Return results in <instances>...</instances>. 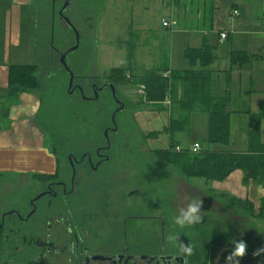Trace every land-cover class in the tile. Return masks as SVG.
<instances>
[{
	"label": "rangeland",
	"instance_id": "374dc122",
	"mask_svg": "<svg viewBox=\"0 0 264 264\" xmlns=\"http://www.w3.org/2000/svg\"><path fill=\"white\" fill-rule=\"evenodd\" d=\"M38 1L47 6L37 15L38 17L36 16L38 23L42 21L50 23L49 9L53 13L51 14L53 26L51 30L49 26L47 34L52 38V47L58 55L59 66L56 68V76L52 78L45 77L47 70L41 74H34L37 79H40L38 89L42 86L44 90L41 94L44 103L40 116L36 119L38 123L36 125L45 132L46 142L56 148L60 162L64 163L67 154L79 155L85 151H93L105 147L109 141L111 145L107 153L111 157L107 164L109 169L106 166L103 170L115 174L116 185L110 197L113 204L119 203V206H113V212L115 210L122 213L139 211L146 218L149 216H155L156 219L163 218L166 238L171 240L167 242L168 245H171L172 240L178 237L177 240L175 239L177 245L187 246L190 243L193 250L197 248L193 258L198 259H194L192 264H199L200 259L206 262L203 257L208 247L213 249V258L218 257L217 260L224 258L223 254L216 253L217 256L214 254L215 250H219L217 245L223 241L218 236L219 222L216 220V215L220 213L226 212L233 215L235 212L240 213L241 229L236 228L239 234L236 231L238 235L235 239L250 244L253 238L248 225L250 226L251 222L249 219L244 221L245 215L252 217L250 205L244 201L239 206L225 200L227 208L223 211L216 197H207L199 192L201 189L208 195L212 182H205L204 179H187L182 171L159 155L157 150L167 148L168 144L169 133L164 130L170 117L167 111L170 105L163 104L161 107H155L146 102V94L143 96L138 92L140 85H143L140 79L150 73L145 71L148 65H144L136 72L129 70L133 56L137 54L133 45L135 40L129 37L136 34L142 35V32H137L138 24H142L141 26L148 31V46L152 48V45H155L154 39L164 43L162 49L165 50L167 58H170L173 52V66L178 68L183 36L173 39L174 36L171 37L166 30L159 32L155 17L146 10H141L132 18L129 9L121 6L119 0H110L113 9L112 21L109 16L106 18L108 15L106 11L109 9L108 0H71L70 7L63 14L71 24L62 19L60 14L66 0ZM92 7L94 9L90 13L89 9ZM132 20H134L133 23ZM75 47L77 48L73 50ZM40 50L45 55H54L46 45H43ZM147 50L151 49L146 48ZM63 53H68L66 61L73 78L61 64ZM132 64L138 65L135 61ZM116 68L127 69V76L118 77L119 83L114 79L117 76L112 75ZM106 83L114 86L116 97L124 103L123 107H120V103L117 102L112 88H107L98 95L94 93V86L103 88ZM192 115L198 120L205 118V113L201 111H196ZM242 129L244 128L240 124L233 121L231 135L236 145L231 146V149L238 150L244 145L241 140L244 137ZM189 130L174 136L181 148L191 149L196 139L201 140L204 147H209L202 134L201 122L193 127L189 125ZM214 146L221 149L228 147ZM27 177L21 179L6 176L0 182L1 214L4 210L11 211L18 203H21V207L25 210L29 208L28 201L39 190L35 184L33 187L29 186L36 181ZM121 178L124 179L125 185H121ZM189 187L196 188L198 191L190 192ZM134 190H140L141 193L131 195ZM97 198L98 195L93 200V205L89 207L90 211L95 210L94 204ZM194 202H199L201 205L203 216L201 224L183 228L175 225L174 217L179 210ZM82 210L83 208H80V213ZM206 215H210V220L206 218ZM151 226L152 221H145V233L151 234L149 230H154L157 234L160 224L156 222L154 228ZM203 229L207 230V239L205 235L202 239ZM220 232L222 233V230ZM206 241H208L207 245ZM260 241L257 244L258 247H264V241H261L262 243ZM34 256L35 253L16 252L6 245L0 260L5 264H35ZM259 256L264 257V253ZM260 259L264 261V258Z\"/></svg>",
	"mask_w": 264,
	"mask_h": 264
},
{
	"label": "crops",
	"instance_id": "0c3cea01",
	"mask_svg": "<svg viewBox=\"0 0 264 264\" xmlns=\"http://www.w3.org/2000/svg\"><path fill=\"white\" fill-rule=\"evenodd\" d=\"M119 1L121 6L129 9L132 18L141 10H146L155 17L159 32L166 30L171 37L174 36L173 39L181 36L184 38L178 68L173 66V52L170 58H167L165 50L162 49L164 43L154 39L155 45H152V48L148 46V31L141 26L142 24H138L137 32H142V35L136 34L129 37L135 40L134 51H137L129 70L136 72L144 65H148L145 71L164 69L171 72L185 71L190 67L186 55L189 50L207 48L208 51H212L214 63L206 69L211 75L210 93L214 98L226 97L230 100L228 106V110L231 111L230 142L228 143L230 145L221 149L207 143V115L199 120L191 115L190 126L193 127L201 122L202 134L209 147H204L202 141L198 139L194 144L199 143L202 151L245 154L248 149L251 116L264 111V0ZM108 5L106 18L109 16L112 21V1L108 0ZM44 8L47 6L38 0H0V182L6 176L25 179L27 176L31 178L33 175L51 174L58 167L59 157L56 148L46 142L45 132L36 125L38 124L36 119L40 116L44 103L41 96L44 91L42 86L35 90L15 92L12 91L9 82L10 71L14 67H34L35 74H41L47 70L45 77L48 78L57 74L58 55L52 47L51 36L47 34L49 26L50 30L53 26L52 10L48 7L50 23L37 21V15ZM93 9V7L90 8L89 12L92 13ZM234 10L238 11L239 15L231 22L228 17ZM163 21L172 24L170 27H164ZM222 33L227 35L225 40L221 39ZM43 45H46L54 55L43 54L40 50ZM172 46L171 44V51ZM146 48L151 50L146 51ZM240 52L246 53L248 57H244L241 64H234L232 58L235 53ZM134 61L138 64L137 66L132 64ZM37 80L40 81V79ZM233 121L246 129L241 130L244 136L241 140L244 145L238 150L231 149V146L236 145L231 135ZM261 131V141L264 144V120L261 122ZM204 181L210 182L205 179ZM193 190L198 191L196 188L189 187L190 192H194ZM199 192L207 197H216L223 211L227 208L225 200L239 206L245 201L253 206L254 212L251 211L253 209L250 210L252 217L245 215L246 218H244V221L249 219L251 222L250 226L247 225L253 239L250 244H246V253L240 258V264H264V261L260 259L264 258L263 256L253 255L260 249L258 242L264 241V220L256 216L261 201L264 200V184L253 181L246 183L242 171L236 170L225 181L212 182L208 195L201 189ZM7 211L4 210L3 213ZM239 215L240 213L236 212L234 215L226 212L216 215V220L219 222L218 236L223 241L217 245L219 250H215L214 254H223L224 258L219 260H217L218 257L213 258V249L208 247L205 249L204 256L206 262L200 261L199 264H225V257L231 252L229 240L239 234V230H236L241 223L242 216ZM207 217L209 218L210 215H206ZM204 235L207 239V230L203 229L202 239ZM207 244L208 241H206ZM196 249L189 256V264H192L194 259H198L193 258Z\"/></svg>",
	"mask_w": 264,
	"mask_h": 264
},
{
	"label": "flooded vegetation",
	"instance_id": "af4514ba",
	"mask_svg": "<svg viewBox=\"0 0 264 264\" xmlns=\"http://www.w3.org/2000/svg\"><path fill=\"white\" fill-rule=\"evenodd\" d=\"M112 87L94 86V93ZM107 142L93 151L67 154L54 173L31 177L36 182L29 186L35 184L39 191L28 201L29 208L18 203L0 217V257L9 245L16 252L35 253V264H189L175 238L168 245L163 218L113 212L119 203L114 205L110 197L115 174L103 170L111 159ZM123 180L121 185L126 184ZM140 193L134 190L131 195ZM96 194L95 210L90 211ZM145 221H152L151 228L160 224L157 234L145 233Z\"/></svg>",
	"mask_w": 264,
	"mask_h": 264
},
{
	"label": "trees",
	"instance_id": "16d2710c",
	"mask_svg": "<svg viewBox=\"0 0 264 264\" xmlns=\"http://www.w3.org/2000/svg\"><path fill=\"white\" fill-rule=\"evenodd\" d=\"M186 55L190 68L185 71H170L171 75L167 78L164 77V73L168 72V69H164L151 71L147 76L140 77V83L146 87L147 103L161 107L168 97L171 100L170 109H167L170 117L164 130L169 133L168 144L167 148L157 150L159 155L168 163L175 165L187 179L223 182L234 171L239 170L244 174L246 183L253 181L264 184V144L261 141L264 111L251 116L248 149L245 154L208 151L194 154L188 148H184L181 152L176 151L180 143L174 136L189 130L191 115L196 111L207 115L209 144L227 146L230 142L231 111L228 110L230 100L226 97L214 98L210 93L211 75L206 69L214 61L212 51H208L207 48L189 50ZM244 57H248L244 52L235 53L232 61L239 65ZM126 73L127 69L116 68L112 75L117 76L114 79L119 83L118 77L127 76ZM34 74V67H14L10 71L9 79L12 91L37 89L39 81ZM251 209L253 206L250 207ZM251 211L254 212V209ZM256 216L264 220V200L261 201ZM200 261L202 262L203 259Z\"/></svg>",
	"mask_w": 264,
	"mask_h": 264
},
{
	"label": "clouds",
	"instance_id": "9594fccd",
	"mask_svg": "<svg viewBox=\"0 0 264 264\" xmlns=\"http://www.w3.org/2000/svg\"><path fill=\"white\" fill-rule=\"evenodd\" d=\"M202 217L200 203H189L186 207L179 210L178 214L174 217V223L181 228L185 226L191 227L201 224ZM177 238L178 237L175 239L177 240ZM178 245L180 251L185 256H190L192 254L193 249L190 243L187 246L183 244ZM229 245H231V252L225 257V264H240V258L246 253V243L243 240H236L233 238L230 240ZM261 253H264V247L258 249L253 255L258 256Z\"/></svg>",
	"mask_w": 264,
	"mask_h": 264
},
{
	"label": "built area",
	"instance_id": "2783aa9c",
	"mask_svg": "<svg viewBox=\"0 0 264 264\" xmlns=\"http://www.w3.org/2000/svg\"><path fill=\"white\" fill-rule=\"evenodd\" d=\"M239 15V12L238 11H236V10H234L233 11V13L228 17V20L229 21H231V22H233L235 19H236V17ZM171 22H168V21H163V26L164 27H170L171 26ZM221 39L222 40H225L226 38H227V35H226V33H222L221 35ZM170 75H171V73L168 71V72H165L164 73V77H170ZM138 92L140 93V95H145L146 94V87L144 86V85H140V87L138 88ZM170 98L168 97L166 100H165V102H164V104H166V105H170L171 103H170ZM184 148H181L180 146H177L176 147V151L177 152H181L182 150H183ZM191 150V152L192 153H194V154H198V153H200V151H202L201 150V146H200V144L199 143H195V144H193V146H192V148L190 149Z\"/></svg>",
	"mask_w": 264,
	"mask_h": 264
},
{
	"label": "water",
	"instance_id": "95a60500",
	"mask_svg": "<svg viewBox=\"0 0 264 264\" xmlns=\"http://www.w3.org/2000/svg\"><path fill=\"white\" fill-rule=\"evenodd\" d=\"M71 0H66L65 1V5L63 7V9L60 11V14H61V17L62 19H65L67 21V23L71 24L70 20L67 19V17L64 14V11L69 7L70 5V2ZM65 16V17H64ZM78 36V34H77ZM79 38V37H78ZM77 47H75L73 50H75ZM67 56H68V53H64L61 55L62 59H61V64L66 68V70L70 73V70H68V66H67ZM71 74V73H70ZM71 78H73L72 74H71ZM71 87H72V83H71ZM112 90L114 91V88L112 87ZM115 93V91H114ZM114 96L116 97V94H114Z\"/></svg>",
	"mask_w": 264,
	"mask_h": 264
}]
</instances>
